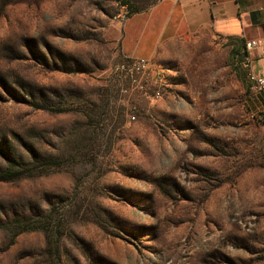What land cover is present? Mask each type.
Instances as JSON below:
<instances>
[{
	"label": "rangeland",
	"instance_id": "rangeland-1",
	"mask_svg": "<svg viewBox=\"0 0 264 264\" xmlns=\"http://www.w3.org/2000/svg\"><path fill=\"white\" fill-rule=\"evenodd\" d=\"M158 1L0 0V145L48 165L0 182V223L40 227L0 229V264H264L245 57L208 30L171 40L151 58L168 91L118 102L120 29Z\"/></svg>",
	"mask_w": 264,
	"mask_h": 264
},
{
	"label": "crops",
	"instance_id": "crops-1",
	"mask_svg": "<svg viewBox=\"0 0 264 264\" xmlns=\"http://www.w3.org/2000/svg\"><path fill=\"white\" fill-rule=\"evenodd\" d=\"M204 30L221 38L239 64L246 42L264 43V0H159L125 20L119 34L120 54L151 59L165 43ZM251 57L255 71L264 76V55L256 50ZM245 67L248 73L249 66ZM248 87L254 93L252 106L264 112V90L249 80Z\"/></svg>",
	"mask_w": 264,
	"mask_h": 264
},
{
	"label": "built area",
	"instance_id": "built-area-1",
	"mask_svg": "<svg viewBox=\"0 0 264 264\" xmlns=\"http://www.w3.org/2000/svg\"><path fill=\"white\" fill-rule=\"evenodd\" d=\"M259 50L264 55V43L249 41L244 45V65H249L248 80L259 90H264V76L254 69V59L251 52ZM112 76L116 80L118 102L122 107L136 110L134 105L138 99L153 101L159 92H166L170 87H164L163 78L159 76V68L152 59L124 57L115 65Z\"/></svg>",
	"mask_w": 264,
	"mask_h": 264
},
{
	"label": "trees",
	"instance_id": "trees-1",
	"mask_svg": "<svg viewBox=\"0 0 264 264\" xmlns=\"http://www.w3.org/2000/svg\"><path fill=\"white\" fill-rule=\"evenodd\" d=\"M149 1V0H146ZM156 1V0H155ZM158 1V0H157ZM126 5H129L128 1H126ZM141 10L133 9L132 7V14L137 13ZM131 14V15H132ZM0 157L4 159L6 162V167L2 170H0V182H14L18 181L24 178L29 177H35V176H41L45 174L46 168L48 165L45 164V162L41 161L40 158H38L36 155L32 154L29 155V160H26L24 158L17 159L14 157L12 153L8 151V149L4 146L0 145ZM50 163V162H49ZM58 166L56 162L50 163L49 168H51L53 165ZM19 226H22V229H20L17 234H20L22 232L27 231H36L40 230V227L36 224L33 225L30 221H22L20 219H15L11 222H2L0 223V229L11 231L15 228H19ZM16 234V235H17Z\"/></svg>",
	"mask_w": 264,
	"mask_h": 264
},
{
	"label": "bare ground",
	"instance_id": "bare-ground-1",
	"mask_svg": "<svg viewBox=\"0 0 264 264\" xmlns=\"http://www.w3.org/2000/svg\"><path fill=\"white\" fill-rule=\"evenodd\" d=\"M245 66H249V65H245Z\"/></svg>",
	"mask_w": 264,
	"mask_h": 264
}]
</instances>
